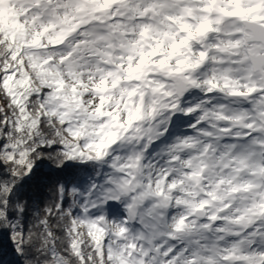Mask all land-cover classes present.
<instances>
[{"label":"snow or ice","instance_id":"1","mask_svg":"<svg viewBox=\"0 0 264 264\" xmlns=\"http://www.w3.org/2000/svg\"><path fill=\"white\" fill-rule=\"evenodd\" d=\"M0 264H264V0H0Z\"/></svg>","mask_w":264,"mask_h":264}]
</instances>
